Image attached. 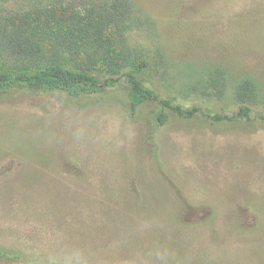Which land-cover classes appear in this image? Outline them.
I'll return each instance as SVG.
<instances>
[{"label":"rangeland","instance_id":"rangeland-1","mask_svg":"<svg viewBox=\"0 0 264 264\" xmlns=\"http://www.w3.org/2000/svg\"><path fill=\"white\" fill-rule=\"evenodd\" d=\"M131 1L154 26L130 42L161 49L162 89L217 67L264 85V0ZM127 92L0 101V248L31 261L0 264H264V123H158Z\"/></svg>","mask_w":264,"mask_h":264},{"label":"trees","instance_id":"trees-1","mask_svg":"<svg viewBox=\"0 0 264 264\" xmlns=\"http://www.w3.org/2000/svg\"><path fill=\"white\" fill-rule=\"evenodd\" d=\"M8 3L17 9H8ZM153 26L131 0H0V101L27 94L110 97L125 80L133 117L149 107L159 111L158 123L164 117L213 127L254 119L264 123V85L253 77L230 81L224 69L208 68L201 71L202 80L180 92L162 89L155 80L164 66L161 49L130 42L133 31ZM227 96L233 113L211 115L190 103L194 97L220 101ZM0 259L31 262L2 248Z\"/></svg>","mask_w":264,"mask_h":264}]
</instances>
